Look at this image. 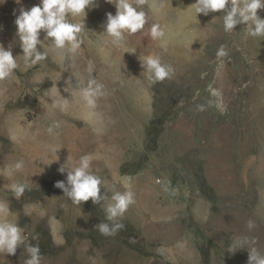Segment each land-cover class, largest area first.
Segmentation results:
<instances>
[{
    "label": "rangeland",
    "instance_id": "1",
    "mask_svg": "<svg viewBox=\"0 0 264 264\" xmlns=\"http://www.w3.org/2000/svg\"><path fill=\"white\" fill-rule=\"evenodd\" d=\"M195 2L146 0L145 30L126 34L117 47L103 32L107 13L116 8L96 0L86 9L81 48L72 54L41 36L48 56L35 65L25 61L17 36L21 5H0V43L12 48L19 65L0 81V131L23 122L38 137H52L49 145L71 164L91 155L92 171L106 185L100 203L74 204L55 187L67 178L50 172L56 166L44 164L42 150L21 144L20 133H1L0 200L9 204L26 241L39 243L42 264H247V249L227 251L235 234L256 239L264 250V37L250 36L246 24L225 32L222 11L197 15ZM39 3L22 0L25 8ZM258 14L264 18V9ZM154 24L163 28L166 47L147 35ZM125 46L136 50L127 52L128 67L111 65L114 47ZM222 46L227 55L218 57ZM150 53L173 69L163 81L143 72L139 58ZM89 79L104 85L95 108L78 88ZM64 100L66 110L54 106ZM55 123L59 127L49 134ZM90 133L97 144L86 148ZM18 161L22 172L13 169ZM19 180L31 190L16 199L9 189ZM129 191L133 203L115 221L123 227L102 235L95 226L106 222L112 194ZM36 235L39 241L31 239ZM27 258L21 246L15 255L0 254V264Z\"/></svg>",
    "mask_w": 264,
    "mask_h": 264
},
{
    "label": "clouds",
    "instance_id": "2",
    "mask_svg": "<svg viewBox=\"0 0 264 264\" xmlns=\"http://www.w3.org/2000/svg\"><path fill=\"white\" fill-rule=\"evenodd\" d=\"M6 2L7 0H0V5ZM15 2L21 5L19 15L15 20L17 36L23 57L30 65L47 59V51H41L44 47L41 32L46 33L47 38H51V44L55 48L67 49L72 54L76 53L83 44L82 32L85 28L86 9L96 6V0H40L39 4L31 8H25L22 5V0H15ZM106 2L114 4L116 8L115 14L107 13V20L103 25V32L112 38L114 45L119 47L126 34L133 35L145 30L148 16L143 10V5L146 0H106ZM192 5L195 7L197 15L207 16L209 13L222 11L225 32H232L237 25L246 24V30L250 36L264 37V18L258 14V10L264 9V0H196ZM78 17H82L83 22L77 20ZM147 35L152 41H159L162 48L166 47L163 39L165 32L160 25H152ZM135 51L125 52L135 53ZM225 55L227 52L222 46L218 50L217 56ZM139 59L141 67L144 69L143 72H147L148 79L153 82L163 81L173 71L170 65L162 62L159 55L150 53L146 56L141 55ZM18 66V56L13 55L12 48H5L0 43V81L11 78ZM88 70L91 73L92 67L89 66ZM78 88L89 108H95L97 98L105 94L104 85L95 79H89L86 85L78 84ZM54 106L63 111L67 109L68 102L64 100ZM55 127H59V124L55 123L50 126L47 129L48 133L52 134ZM92 159L91 155H82L77 165L73 166L68 160L66 165L62 164L58 169L60 173H64L67 167V179L66 182L57 181L55 187L61 189L64 196L74 204L79 205L89 199L93 204H98L104 199L101 195V187L106 185L92 171ZM23 167V161H18L13 165L16 172H22ZM9 190L16 199H20L26 190H31V185L27 180H19L11 183ZM111 199L113 203L108 204L105 208L106 222L95 226L105 236L115 235L123 227L122 224L115 221L133 203V194L130 191L114 192ZM11 216L9 204L0 200V254L15 255L18 247L23 246L28 253L24 264H42L43 255L39 243L32 244L26 241L22 227L15 219L10 218ZM254 227V221L250 220L248 229L252 230ZM31 239L39 241V236H33ZM243 249H247L249 253L247 264H264V250L257 246L256 239L246 235H233L231 242L227 245V251L235 254Z\"/></svg>",
    "mask_w": 264,
    "mask_h": 264
},
{
    "label": "bare ground",
    "instance_id": "3",
    "mask_svg": "<svg viewBox=\"0 0 264 264\" xmlns=\"http://www.w3.org/2000/svg\"><path fill=\"white\" fill-rule=\"evenodd\" d=\"M161 16V14H160ZM41 36L42 38L48 42V39L45 35V33L41 32ZM50 44V43H49ZM122 49V48H121ZM127 47L125 46L124 50L118 51L116 47H114L113 49V53L110 57V59L108 60L110 62V64L112 65H119L122 69H125L128 67L129 63H130V58L129 55L127 54ZM89 52H91L96 60H98L101 64H103V62L105 61V58L103 59V56H100L101 53L98 51V49H96V46L93 47L91 46L89 48ZM103 60V61H102ZM120 68V70H121ZM125 71V70H124ZM87 118L94 123L95 122V118L93 113H91L90 111L86 114ZM89 122V121H88ZM98 128V127H97ZM47 130V129H46ZM20 133L22 136H25L24 140H21V144L22 143H26V145H30V148H32V151H39L42 150L40 153V158L42 161H44V164H46V166H56V168H50V172H52L54 175H56L57 177L63 179V178H67V167H66V171L64 173H60L58 171L60 165L67 163L68 161V157L66 158V156H61L59 153H55V147L52 145H49L48 141H50L51 139H53L52 137H50L47 134H41L39 137L35 134V132L33 131L32 127H30L29 125H26L23 122H12L9 123L8 125H6L2 131H0V135L1 133ZM90 138H88V140L85 142V147L89 148L91 146L95 147L97 142L95 140V137H97V135L95 133H90ZM88 137V136H87ZM33 143L32 145L30 144ZM89 150V149H87ZM80 153V152H79ZM75 154V153H74ZM39 157V156H37ZM79 157V156H78ZM56 159V160H55ZM52 160H55L53 162H51ZM50 163V164H48ZM73 166H75L76 164L72 163ZM130 179H127V181H129Z\"/></svg>",
    "mask_w": 264,
    "mask_h": 264
}]
</instances>
